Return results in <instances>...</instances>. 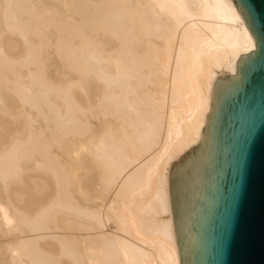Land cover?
Masks as SVG:
<instances>
[{
	"label": "bare ground",
	"instance_id": "obj_1",
	"mask_svg": "<svg viewBox=\"0 0 264 264\" xmlns=\"http://www.w3.org/2000/svg\"><path fill=\"white\" fill-rule=\"evenodd\" d=\"M255 49L233 0H0V264H181L170 165Z\"/></svg>",
	"mask_w": 264,
	"mask_h": 264
},
{
	"label": "water",
	"instance_id": "obj_2",
	"mask_svg": "<svg viewBox=\"0 0 264 264\" xmlns=\"http://www.w3.org/2000/svg\"><path fill=\"white\" fill-rule=\"evenodd\" d=\"M256 49L215 78L197 145L171 163L181 264H264V0H233Z\"/></svg>",
	"mask_w": 264,
	"mask_h": 264
},
{
	"label": "rangeland",
	"instance_id": "obj_3",
	"mask_svg": "<svg viewBox=\"0 0 264 264\" xmlns=\"http://www.w3.org/2000/svg\"><path fill=\"white\" fill-rule=\"evenodd\" d=\"M58 68L57 61H53V64L50 67V72L53 77H55L57 74L55 73V69Z\"/></svg>",
	"mask_w": 264,
	"mask_h": 264
}]
</instances>
